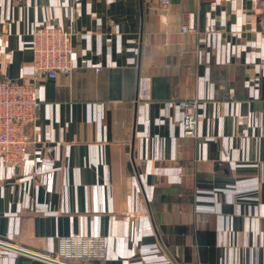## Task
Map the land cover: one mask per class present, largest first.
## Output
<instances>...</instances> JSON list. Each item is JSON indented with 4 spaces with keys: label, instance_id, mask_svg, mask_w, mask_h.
<instances>
[{
    "label": "crops",
    "instance_id": "1",
    "mask_svg": "<svg viewBox=\"0 0 264 264\" xmlns=\"http://www.w3.org/2000/svg\"><path fill=\"white\" fill-rule=\"evenodd\" d=\"M258 3L0 0V77L40 100L25 162L0 160V241L70 264H264ZM40 24L71 28L72 71L35 74ZM76 234L100 251L63 256ZM0 264L57 263L0 246Z\"/></svg>",
    "mask_w": 264,
    "mask_h": 264
},
{
    "label": "built area",
    "instance_id": "2",
    "mask_svg": "<svg viewBox=\"0 0 264 264\" xmlns=\"http://www.w3.org/2000/svg\"><path fill=\"white\" fill-rule=\"evenodd\" d=\"M258 4L263 11L264 0H259ZM163 19H166V14L163 15ZM186 30L192 28L184 25L182 31ZM72 35L71 28L61 24L34 26L30 48L36 75L54 77L59 73L73 70ZM86 61V58L81 59L83 65ZM258 65L264 69V59L260 60ZM39 105L40 100L33 82L19 81L7 76L0 77V160L12 175L16 174L18 166L26 160L31 140L28 126L35 120ZM198 107L196 98L186 99L182 104L181 123L184 134L188 136L197 135ZM99 251L95 243L77 234L64 238L61 244V252L65 257L88 259Z\"/></svg>",
    "mask_w": 264,
    "mask_h": 264
},
{
    "label": "water",
    "instance_id": "3",
    "mask_svg": "<svg viewBox=\"0 0 264 264\" xmlns=\"http://www.w3.org/2000/svg\"><path fill=\"white\" fill-rule=\"evenodd\" d=\"M0 246H3L5 248H9V249H13V250H16V251H20V252H23V253H27V254H30L32 256H36V257H39V258H42V259H46L48 261H51V262H54V263H57V264H70V263H67V262H63V261L57 260V259L52 258V257L41 256L40 254H37L35 252H30V251L24 250L22 248H18L16 246H13L11 244H7L5 242H1L0 241Z\"/></svg>",
    "mask_w": 264,
    "mask_h": 264
},
{
    "label": "rangeland",
    "instance_id": "4",
    "mask_svg": "<svg viewBox=\"0 0 264 264\" xmlns=\"http://www.w3.org/2000/svg\"><path fill=\"white\" fill-rule=\"evenodd\" d=\"M164 14H165V13H164ZM164 14H163V15H164Z\"/></svg>",
    "mask_w": 264,
    "mask_h": 264
}]
</instances>
